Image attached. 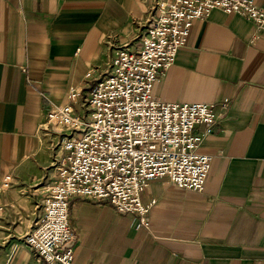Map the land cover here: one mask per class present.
<instances>
[{"label":"crops","instance_id":"crops-1","mask_svg":"<svg viewBox=\"0 0 264 264\" xmlns=\"http://www.w3.org/2000/svg\"><path fill=\"white\" fill-rule=\"evenodd\" d=\"M153 3L0 0V186L13 178L0 195V264L37 263L25 238L66 156L63 132L44 125L48 112L69 104L72 88L89 95L119 49H141ZM257 5L264 10V0ZM258 34L251 21L222 10L194 22L153 93L164 102L213 106L217 124L198 149L214 158L205 190L154 181L142 195L153 204L148 227L106 201L72 198L74 264H264V34L254 41Z\"/></svg>","mask_w":264,"mask_h":264},{"label":"built area","instance_id":"built-area-1","mask_svg":"<svg viewBox=\"0 0 264 264\" xmlns=\"http://www.w3.org/2000/svg\"><path fill=\"white\" fill-rule=\"evenodd\" d=\"M215 10L245 17L264 34V10L257 0H154L141 49H119L89 95L72 88L70 103L48 112L44 125L63 132L66 156L58 179L44 188L43 213L25 238L37 253L36 264H74V197L106 201L148 227L153 204H145L142 195L154 181L205 190L214 158L198 149L217 124L213 106L164 102L153 92L187 45L194 22ZM12 185V176H6L0 195Z\"/></svg>","mask_w":264,"mask_h":264}]
</instances>
